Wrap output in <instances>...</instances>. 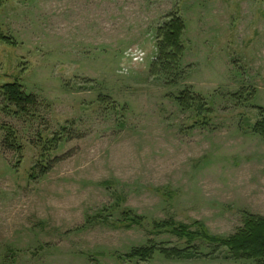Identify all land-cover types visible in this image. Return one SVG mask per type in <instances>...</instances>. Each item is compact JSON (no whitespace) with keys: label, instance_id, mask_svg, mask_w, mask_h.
<instances>
[{"label":"rangeland","instance_id":"374dc122","mask_svg":"<svg viewBox=\"0 0 264 264\" xmlns=\"http://www.w3.org/2000/svg\"><path fill=\"white\" fill-rule=\"evenodd\" d=\"M174 14L186 27V78L171 88L151 65L158 28ZM14 80L37 103L19 116L2 91ZM185 87L211 104L207 125L167 97ZM245 91L255 92L249 103L237 98ZM259 108L264 0L4 2L0 264H259L120 259L151 242L186 248L154 233L156 221L200 222L229 237L243 227L244 213L264 218V137L254 132ZM63 126L69 140L51 153L48 174L32 179L39 135ZM7 128L16 131L21 154L3 148ZM122 209L145 217L144 225L119 226ZM210 252L202 248L204 256Z\"/></svg>","mask_w":264,"mask_h":264},{"label":"trees","instance_id":"16d2710c","mask_svg":"<svg viewBox=\"0 0 264 264\" xmlns=\"http://www.w3.org/2000/svg\"><path fill=\"white\" fill-rule=\"evenodd\" d=\"M8 1L14 0H0V10L3 3ZM185 31L184 21L174 14L169 17V20L163 26L158 28L157 32L158 52L151 65V74L155 78L164 80L165 84L171 88L186 78L180 68L186 51L183 41ZM5 41L12 44L10 40ZM83 87L85 86L83 85ZM2 91L9 112H13L17 116L29 112L37 105L35 96L27 94L17 80L7 82L2 86ZM254 93L240 92L237 98L243 103H249L255 95ZM247 96L248 98L245 99ZM167 97L178 104L183 111L194 112L196 118L202 119V123L207 125L208 117L212 113L211 104L192 88L185 87L178 92L169 93ZM99 101L108 103L107 99L101 97ZM258 111L259 122L256 124L254 132L264 137V109L259 108ZM67 129V126H63L61 132L52 135H39L40 140H38L36 146V149L39 150V159L33 169L37 174H33L32 179L44 177L52 169L54 162L51 160V153L57 151L65 140H69L72 132H67ZM5 134L3 148L15 150V152L21 154L22 145L16 131L7 128ZM161 191L163 190H158V192ZM164 195L171 196L170 193ZM119 206L121 205L119 204ZM114 208L116 209V207ZM121 218L122 221L119 226L129 230L136 226L142 227L146 221L145 217L137 215L130 209H122ZM152 228L157 235H172L180 241H185L186 248L167 247L163 243L151 242L148 246L132 249L128 254L121 256L120 259L149 263L157 256L163 257L168 262H182L209 257L212 260L254 261L264 264L263 217L244 213L243 227L229 237L212 235L205 225L200 222L186 225L177 223L174 219H168L167 221L154 222ZM203 247L211 249L208 256L203 255Z\"/></svg>","mask_w":264,"mask_h":264}]
</instances>
